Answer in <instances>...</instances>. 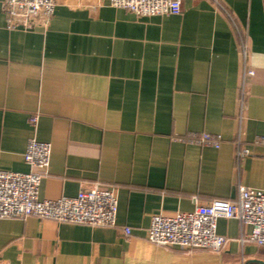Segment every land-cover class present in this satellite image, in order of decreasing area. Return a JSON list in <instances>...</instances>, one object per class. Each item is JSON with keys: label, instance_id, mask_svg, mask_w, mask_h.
<instances>
[{"label": "crops", "instance_id": "obj_1", "mask_svg": "<svg viewBox=\"0 0 264 264\" xmlns=\"http://www.w3.org/2000/svg\"><path fill=\"white\" fill-rule=\"evenodd\" d=\"M4 1L0 170L28 172L29 140L50 143L40 199L102 187L118 212L114 228L0 219V264H264V246L242 242L252 229L234 219L217 222L231 239L221 253L147 240L154 215L264 190V0H184L180 15L154 17L56 0L33 31L7 29ZM203 133L220 148L195 144ZM239 136L251 151L242 160Z\"/></svg>", "mask_w": 264, "mask_h": 264}, {"label": "built area", "instance_id": "obj_2", "mask_svg": "<svg viewBox=\"0 0 264 264\" xmlns=\"http://www.w3.org/2000/svg\"><path fill=\"white\" fill-rule=\"evenodd\" d=\"M110 6L123 9L137 17L180 15L184 0H105ZM56 9V0H5L2 6L10 31H33L47 26ZM95 10V8L93 9ZM254 77L245 69L244 78ZM246 88L243 87L245 94ZM37 118L35 119V123ZM194 143L220 148L221 142L209 133L194 138ZM264 145V136L255 140ZM237 159L251 156V151L237 141ZM29 166L26 173L0 170V219L35 217L60 223L114 228L117 226L118 198L114 189L95 187L83 190L76 197L41 200L39 190L47 176L52 158V145L31 139L24 155ZM220 218L238 220L252 229L242 240L264 246V190L241 186L235 202L215 200L197 206L192 212L152 217L147 233L151 244L172 249L209 250L221 253L231 239L217 233ZM127 235L131 234L125 228Z\"/></svg>", "mask_w": 264, "mask_h": 264}]
</instances>
